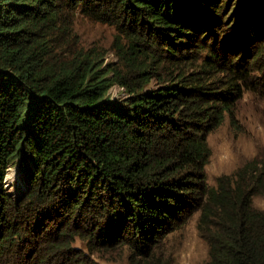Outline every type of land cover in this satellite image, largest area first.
<instances>
[{"label": "trees", "instance_id": "1", "mask_svg": "<svg viewBox=\"0 0 264 264\" xmlns=\"http://www.w3.org/2000/svg\"><path fill=\"white\" fill-rule=\"evenodd\" d=\"M249 3L264 6L0 0V262L32 245L31 264H100L75 246L81 240L91 251H121L128 264H168L161 237L197 208L206 264H264V210L252 201L264 196V160L220 176L215 187L205 172L207 137L241 95L229 86L252 70L238 55L223 63L215 49L200 66L187 56L206 47L197 34L225 19L236 25ZM77 13L117 28L121 67L104 66L98 51L81 46ZM258 49L246 64L261 85ZM115 85L126 98L111 97ZM13 166L24 182L16 196L5 186Z\"/></svg>", "mask_w": 264, "mask_h": 264}, {"label": "rangeland", "instance_id": "2", "mask_svg": "<svg viewBox=\"0 0 264 264\" xmlns=\"http://www.w3.org/2000/svg\"><path fill=\"white\" fill-rule=\"evenodd\" d=\"M250 3L243 5L236 25H229L230 22L225 19L224 23L210 24L204 32L197 34V44L206 47L200 52L195 48L190 52L196 51V53L187 55L195 59L194 66H200L209 55V51L215 49L223 63L231 60L233 55H238L239 65L247 67L248 71L252 70L245 80L232 81L229 87L234 88L237 84L241 90L240 98L233 104L232 112L225 114L222 124L207 137L211 148V157L205 168L209 187H215L220 176L234 174L250 161L264 160V84H259V71H254L253 67L246 64L251 61L258 48L264 46V6L257 11ZM250 15H255L254 22L247 23ZM242 25L245 26L240 31ZM228 26H230L229 29H227ZM249 26L252 29H249ZM73 32L78 36L81 46L87 50L98 51L103 56L104 66L116 64L118 67L122 66L115 49V42L119 35L115 26L90 21L83 14L77 13L73 22ZM225 47L229 48L226 50ZM210 76L223 80L222 73L216 70H211ZM229 76H226L224 80L228 81ZM154 86L155 82L152 81L151 87ZM109 93L115 100H122L127 96L123 88L117 85L113 86ZM22 179L18 166L8 170L5 186L12 195L16 196L23 190ZM252 201L256 208L264 210L263 195H254ZM199 214L200 210L193 208L175 222L166 235L161 237L158 252L163 255L168 264L207 263L209 248L197 227ZM75 246L84 250L91 260L97 263L128 264L126 254L120 253L121 251H115L112 254L105 251H91L87 243L81 240L75 242ZM31 250H33L32 245H27L22 254L19 252L20 254L15 256L16 253H11L1 259L0 264H31L32 261L26 258V254H32ZM21 255L23 260L19 259ZM56 262L58 261H54Z\"/></svg>", "mask_w": 264, "mask_h": 264}]
</instances>
